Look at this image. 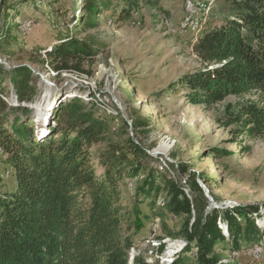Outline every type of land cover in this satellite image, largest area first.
I'll return each instance as SVG.
<instances>
[{
    "label": "rangeland",
    "instance_id": "obj_1",
    "mask_svg": "<svg viewBox=\"0 0 264 264\" xmlns=\"http://www.w3.org/2000/svg\"><path fill=\"white\" fill-rule=\"evenodd\" d=\"M131 1L137 8L130 11V17L119 21L120 10L102 12L97 25L82 32L79 27L84 18V0H6L1 8V24L8 36L0 43L12 46L0 51V65L7 72L21 66L32 70L30 84L35 97L33 103L25 107L32 112L29 120L39 127L40 133H46L48 126L54 125V116L61 104L74 97L89 104L87 111L108 123L104 141L89 149L90 164L95 167L96 176L105 174L104 164L112 148H122L121 154H127L130 161L134 158L128 150L131 141L146 151L148 157H139L137 173H132L131 165H124L114 206L128 214L138 203L147 216L141 218V229L134 227V221L132 228L128 224L124 226V238L128 237L133 244L128 251V264H136V261L171 264L177 254L187 248L181 234L184 218L173 216L161 205L165 189L158 194L153 191L149 198L137 201L144 179L151 172H157L161 177L180 183L190 197L196 196V192L190 191L187 179L196 177L199 185L209 190L216 205L212 207L202 190L209 202L206 213L253 205L260 208L262 217L254 215L253 218L261 226L264 221V138L250 139L239 134L235 124L227 125V115L235 112L244 99H253L252 94L242 98L227 97L207 106L194 104L191 91L178 84L182 76L202 67L193 51L198 39L211 28L235 17L230 4L225 0ZM187 1L204 3L207 9L192 14ZM190 17L196 21L193 25L187 24ZM30 25H33L32 31L26 29ZM70 37L86 41L96 50V55L84 60V72L72 70L53 76L50 65L51 71L44 68L48 62L46 53L57 41ZM5 76L3 86L9 95L7 100L11 106H19L10 81L11 73ZM43 106L51 109L48 114ZM133 121L143 127L135 130ZM162 141L171 144L166 154L156 153ZM2 156L0 150V192L6 194L14 188L15 179ZM182 164L184 170L179 167ZM78 205L79 211L91 208L90 189L85 188L79 194ZM219 225L228 241V226ZM257 249L262 254L252 261L249 255ZM215 250L221 258L219 264H264V232L262 241L249 246L243 244L237 252L226 243H218ZM189 254L195 257L196 249Z\"/></svg>",
    "mask_w": 264,
    "mask_h": 264
},
{
    "label": "trees",
    "instance_id": "obj_2",
    "mask_svg": "<svg viewBox=\"0 0 264 264\" xmlns=\"http://www.w3.org/2000/svg\"><path fill=\"white\" fill-rule=\"evenodd\" d=\"M225 1L235 17L198 39L193 51L202 67L182 76L178 84L191 91L194 104L207 106L227 97L252 94L253 99H244L227 115V125L235 124L239 134L250 139L264 138V0ZM134 8L137 4L131 0H84L79 30L93 29L102 12L120 10L117 19L123 21ZM7 36L2 26L0 41ZM11 46L0 43V51ZM95 55L96 50L86 41L70 37L57 41L46 53V64L57 76L72 70L84 72L82 63ZM6 73H11L19 106H11L7 100L3 86ZM32 74L27 66L7 72L0 65V150L16 180L14 192H0V264H128L133 244L124 238V226L132 228L134 221V227L141 229V218L146 214L138 203L131 213L123 214L114 200L124 165H131L132 173H137L139 157H148L146 151L131 141L128 150L134 158L130 161L127 154H121L122 148H112L104 164L105 174L96 176L89 149L104 141L108 123L87 111L89 104L74 97L61 104L54 125L40 133L29 120L32 112L25 107L35 97ZM132 125L135 130L143 127L137 121ZM179 167L185 168L183 164ZM187 180L196 196L189 197L180 183L151 172L136 196L137 201L145 200L153 191L158 194L165 189L161 205L173 216L184 218L181 234L187 248L171 264H219L218 243L230 244L237 252L243 244L262 241L264 221L260 226L253 218L262 217L259 207L240 205L206 213L209 202L197 178ZM85 188L91 190L92 206L79 211V194ZM219 223L228 226V241ZM193 248L195 257L189 254Z\"/></svg>",
    "mask_w": 264,
    "mask_h": 264
},
{
    "label": "bare ground",
    "instance_id": "obj_3",
    "mask_svg": "<svg viewBox=\"0 0 264 264\" xmlns=\"http://www.w3.org/2000/svg\"><path fill=\"white\" fill-rule=\"evenodd\" d=\"M187 3H188V6H190L189 8L191 9V12H192V14H196V13H198V11H200L201 9H204V10H206L207 9V5L206 4H204V3H195L194 4V6H192V4H193V2H191V1H187ZM195 20H193L191 17L189 18V19H187V24L189 25H193V23H195L194 22ZM198 25V24H197ZM44 68H45V70L46 71H51L50 70V67L48 66V64H45V66H44ZM52 75L53 76H55L56 75V73L54 72V73H52ZM91 98V97H90ZM93 98V97H92ZM90 101V100H89ZM97 101V100H96ZM43 108H45V109H43L45 112H46V114H48V112H49V110H51V109H49L48 108V106H43ZM40 110V109H39ZM43 111V112H44ZM100 111V110H99ZM42 112V115L45 113H43ZM41 115V116H42ZM170 148H171V144L170 143H168V142H166V141H162L161 143H160V145H159V147H158V149H157V151H156V153L157 152H159V153H162V154H166V153H168V151L170 150ZM179 244V243H178ZM175 245H172V247H174ZM181 247H179V249H180ZM179 249H177V248H175V250H179ZM155 251V250H154ZM180 252V251H179ZM255 252V251H254ZM169 254H171V252L169 251L168 252ZM140 255V254H139Z\"/></svg>",
    "mask_w": 264,
    "mask_h": 264
},
{
    "label": "water",
    "instance_id": "obj_4",
    "mask_svg": "<svg viewBox=\"0 0 264 264\" xmlns=\"http://www.w3.org/2000/svg\"><path fill=\"white\" fill-rule=\"evenodd\" d=\"M2 2L3 0H0V28L2 26L1 24V8H2ZM39 110V108H37ZM36 112L34 113V116H35ZM38 114V113H37ZM200 187L202 188V190L204 191L205 195H206V198L209 200V202L212 204V207H216L214 201H213V198L210 196L209 194V190L206 188V186L204 185H200Z\"/></svg>",
    "mask_w": 264,
    "mask_h": 264
},
{
    "label": "built area",
    "instance_id": "obj_5",
    "mask_svg": "<svg viewBox=\"0 0 264 264\" xmlns=\"http://www.w3.org/2000/svg\"><path fill=\"white\" fill-rule=\"evenodd\" d=\"M192 6H194V3L192 4ZM26 29H28L29 31H32L33 25L28 26ZM118 105H119V103H118V100H117V106ZM261 254H262L261 250L257 249V251L255 253H252V255H249V256L251 257L250 259L252 261H256V260H258L260 258Z\"/></svg>",
    "mask_w": 264,
    "mask_h": 264
},
{
    "label": "crops",
    "instance_id": "obj_6",
    "mask_svg": "<svg viewBox=\"0 0 264 264\" xmlns=\"http://www.w3.org/2000/svg\"><path fill=\"white\" fill-rule=\"evenodd\" d=\"M10 170H11V168H9ZM12 171V170H11ZM13 179H15V177L13 178ZM15 189H16V180H15V185H14V188L9 192V193H12V192H14L15 191Z\"/></svg>",
    "mask_w": 264,
    "mask_h": 264
}]
</instances>
